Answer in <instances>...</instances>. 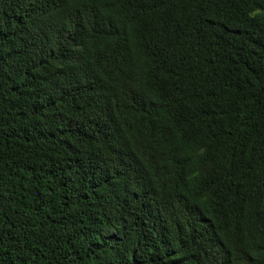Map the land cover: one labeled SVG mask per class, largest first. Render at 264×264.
Wrapping results in <instances>:
<instances>
[{"label":"trees","instance_id":"trees-1","mask_svg":"<svg viewBox=\"0 0 264 264\" xmlns=\"http://www.w3.org/2000/svg\"><path fill=\"white\" fill-rule=\"evenodd\" d=\"M0 264H264V0H0Z\"/></svg>","mask_w":264,"mask_h":264}]
</instances>
